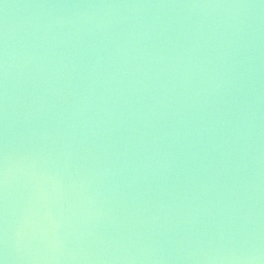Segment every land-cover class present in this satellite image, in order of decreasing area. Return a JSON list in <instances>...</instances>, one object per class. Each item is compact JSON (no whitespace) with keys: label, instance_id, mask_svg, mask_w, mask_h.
<instances>
[{"label":"water","instance_id":"obj_1","mask_svg":"<svg viewBox=\"0 0 264 264\" xmlns=\"http://www.w3.org/2000/svg\"><path fill=\"white\" fill-rule=\"evenodd\" d=\"M0 264H264V0H0Z\"/></svg>","mask_w":264,"mask_h":264}]
</instances>
